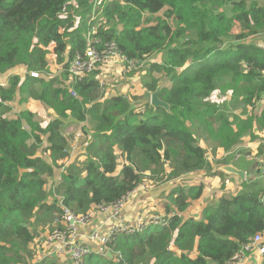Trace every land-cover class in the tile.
<instances>
[{"label": "trees", "instance_id": "1", "mask_svg": "<svg viewBox=\"0 0 264 264\" xmlns=\"http://www.w3.org/2000/svg\"><path fill=\"white\" fill-rule=\"evenodd\" d=\"M256 35L261 42L249 39ZM109 43L141 71L138 93L130 84L102 96L111 91L104 60L69 72L90 46L102 52ZM18 66L23 72L0 85V264H59L57 254L34 261L29 244L64 228V208L86 214L145 181L178 180L161 204L164 224L116 233L107 244L112 259L89 249L84 264H230L264 231V0H0V75ZM161 78L170 112L147 100ZM17 98L20 110L8 117ZM34 100L54 113L44 125L26 106ZM79 122L85 155L65 166L67 130ZM201 139L224 157L207 159ZM227 162L246 179L214 172L225 180L222 193L199 218L186 215L204 184L181 177Z\"/></svg>", "mask_w": 264, "mask_h": 264}, {"label": "built area", "instance_id": "2", "mask_svg": "<svg viewBox=\"0 0 264 264\" xmlns=\"http://www.w3.org/2000/svg\"><path fill=\"white\" fill-rule=\"evenodd\" d=\"M91 18H93V15ZM112 56H117L116 46L113 43H109L106 49L102 52H98L94 46H90L85 58L77 56L70 62L69 72L75 76H78L82 72H90L97 62ZM118 58L120 61L126 63L122 68L123 72L132 68H137L134 62L127 61L124 57ZM31 74L38 76L37 72H32ZM100 85L103 86L102 83H100ZM71 92L74 94V91ZM45 154L47 156L52 155L51 148H45ZM262 173L264 174V170ZM58 180H60V177H58ZM153 188V184L150 183L139 184L120 199L110 204H100L86 214H80L64 208L61 218L64 228L53 229L47 234L46 240L49 243L54 242L56 253L64 259L70 260V264H84V257L89 249L95 250L97 254L105 256L106 253L110 251L107 244L110 238L116 233L130 234L142 230L149 222L164 224V220H160L158 217H153L137 221L136 223L138 224L136 226L131 225L128 221H112L104 226L107 219L115 217L122 210L132 194L145 192ZM99 212L102 215L100 219L97 217L100 214ZM104 216L106 217L103 219ZM263 239L264 231L255 234L248 243L242 245L241 249L234 254L233 260L230 264H236L235 260L240 254L249 252L255 248L259 253L264 255V244H262Z\"/></svg>", "mask_w": 264, "mask_h": 264}, {"label": "rangeland", "instance_id": "3", "mask_svg": "<svg viewBox=\"0 0 264 264\" xmlns=\"http://www.w3.org/2000/svg\"><path fill=\"white\" fill-rule=\"evenodd\" d=\"M249 39L250 40L256 39V40H258V41L261 42L262 39H263V36H260V35L251 36V37H249ZM49 57H51L52 59H54V55L53 54H50ZM155 60H158V57H156V56L153 57V58L151 57V59L148 62L150 63V62H153ZM52 62H54V61H52ZM104 62H106V63H104V65L101 66V72H103V74H101V77H102V82L104 83L105 88L108 87V88L111 89V91H113V90L115 91L116 90V91H120L121 93H124V92L127 93V91L129 90L130 84H132L131 85L132 88L130 89L131 92H133V93H138L139 92L140 88L135 83V80H137L138 75L140 74L141 71H138L137 72V68H135L136 74H134V77L131 78V77L125 75V72L122 71L121 67H123V65H122V62L120 61V59L118 57L112 56L110 58L105 59ZM54 64H56V63H54ZM18 67L21 68L22 66H18ZM52 68H53L52 69V72H55L56 68H55L54 65L52 66ZM8 73H9V70L6 73L0 75V77H3L5 75H7ZM126 80H128L127 81L128 82V85L127 84L122 85L121 82L122 81H126ZM103 95H107L108 96L109 95V92L105 93L103 91L102 92V96ZM148 99L149 98L147 97V100ZM16 102L18 104V98L11 103V109L8 112V115H7L8 117H13L15 115V112H17V111L20 110V109L19 110H16V107H15L16 106L15 105ZM30 108H31V111L34 112V114H35V119L39 120L41 125H44L45 123H47L50 119L53 118L52 116H54L53 115L54 113H52L50 107L47 106V105H45L42 102H39V108H37V110L33 109L32 107H30ZM50 115H52V116H50ZM68 120L69 119H67L65 121V123L68 122ZM76 130L77 129H75L74 126L69 127L68 128V136H69V138H70L71 141L76 140L75 142L78 143L79 142L78 139L82 136V134L80 132L75 133ZM199 142L205 148L206 155H207V159L212 160L211 162H214V160L216 158H222V157H224V153H223L224 150L222 148H216V155L214 156L213 155L214 145L212 143L209 144V143H207V141H204L203 139L199 140ZM247 143H248L247 136H244L243 139H242V141H241V143H240V145L243 148H246V146H243V145H246ZM44 144L45 143L42 142V145L43 146H44ZM234 148H235V150L238 149L237 147H234ZM71 149H73V146H71ZM82 155H85V154L83 153ZM72 156H74V154H71V157H70L69 161L65 163V166L67 164H69L73 160V157ZM202 172L203 171H200L199 173H202ZM199 176H200L201 179L204 178V175L203 174H201ZM234 177L236 178V180L238 179L236 176H234ZM187 180H189V179H187ZM175 181L176 180H173L172 182H175ZM182 182H185L187 184H198L201 181L192 180L190 182H186V179H182ZM170 184H169V186H166V187H163V188H155V189L153 188L152 190H148L150 192L152 191L156 195H159L158 198H160L158 200V204H159L158 207L155 206V205H153L151 208L154 207V209L158 208L159 210H162L163 211V209L161 207V204L163 202H165V196L164 195L167 194L171 190V188L174 186V184H172V185H170ZM161 189H164L166 191H163L162 192ZM148 191H145V192H148ZM215 198H216V196H215ZM151 200L152 199H148L147 201H143L139 205L138 208H145L147 206L148 208H145V212H146L147 216H149L150 218L158 217L160 220L161 219L164 220V218H163L162 215L152 216L151 217V213L153 212V211L151 212V210L149 209V207L151 205V202H150ZM155 204H157V200L155 201ZM141 219H144V216L139 215L136 220L132 218L131 219L132 221H129V223L131 225H133V226H136L138 224L136 222L139 221V220H141ZM47 230H49V229H47ZM47 230L44 232V236H42L40 238H35L32 241V243L29 244V247L31 248V250L34 253V258H33L34 261L35 260H37V261L39 260L40 261V260H42V258H46V257H49V256L50 257L55 256V254L54 255H50V254H52L50 252V250H51L52 247H54L55 243L54 242H50L49 243L46 240V236L50 232V231H47ZM252 251L253 250H251L249 252H244V253L240 254V256L238 258H236L235 263L238 264V262L242 259L243 255L245 253H251ZM257 252H258V254L260 256H264L261 253H259L258 250H257ZM56 258L58 259L57 261L59 262V264H62V263L65 262V260H62L61 257L58 254L56 255Z\"/></svg>", "mask_w": 264, "mask_h": 264}, {"label": "crops", "instance_id": "4", "mask_svg": "<svg viewBox=\"0 0 264 264\" xmlns=\"http://www.w3.org/2000/svg\"><path fill=\"white\" fill-rule=\"evenodd\" d=\"M54 66H55L56 69L58 68V65L55 64ZM122 68L123 67H121V69ZM15 72L16 73H22L23 72L22 67L21 68L15 67L13 69H10L9 70V73L7 75H5L3 77H0V85L5 84V80L7 79V77L10 74L15 73ZM121 84L122 85H125L126 83L124 81H122ZM116 92H120V91H116V90L115 91L114 90L113 91H110L109 95L115 94ZM108 96H106V97H108ZM39 102L40 101H36V100L29 101L26 106L30 110H31L30 107H32L33 109L37 110V108H39ZM15 105H16L15 106L16 107V110H19L20 109L19 103L17 104V102H16ZM15 115H16V112H15ZM50 116H52V115H50ZM83 125H85V122H79L77 125L74 126V128L77 129L75 131V133L80 132L82 134V136L78 139L79 140L78 143L75 142L76 140L71 141V143L75 145V146L73 145V149L71 150V154H74V156H72L73 159L76 158V157L83 158L82 153H83L84 150L81 148L80 142L83 139H86L87 138L86 134L83 132V128L85 127V126L83 127ZM72 126L73 125H71L69 127H72ZM67 132H68V130H67ZM224 155H225V153H224ZM260 160L264 162V159L263 160L260 159ZM60 171H61V169H57L56 170V172L58 174H59ZM201 174L204 175V178L203 179H201L200 176H199ZM225 177H229V176H225ZM181 178L186 179V182H190L192 180H196V181H201L204 184V189H203L202 197H200L199 199L193 200L192 203L189 204V206L187 207V210L185 212L186 215L192 216V217H195V218H197V217L199 218L200 217L201 210H202L203 206L208 201H211L213 198H215V196L218 197L222 193L220 187H221V184L223 183V181H225V180H223V178H220L219 176H212L208 172H204V171L202 173H199V172L198 173H189L188 175H185V176H183ZM187 179H189V180H187ZM175 180H176L175 182L178 181L177 179H175ZM238 180L239 179H237L235 181L239 182ZM228 181H231V180H226V183ZM175 182L168 181L166 184H158L157 186L154 187V189L155 188H163V187L169 186L170 183H171L170 185H172ZM234 183L235 182L233 181L231 184L233 185ZM236 188H237V185L234 184V189H236ZM161 191L163 192V191H166V190L161 189ZM158 197H159V195L154 194L152 191L151 192L148 191V192H145V193L144 192H141V193L132 194L130 196V198L127 200V202H126L125 206L122 208V210L115 217H112V218L107 219V221H105V223H104V226L108 222H112V221H122V222H125V221L127 222L128 221L129 222V221H132L131 220L132 218L136 220L139 215L144 216V219H149L150 217L147 216V214L145 212V208H148V207L146 206L145 208H138L139 205L143 201H147L148 199H152L150 201L151 202V205L149 207V209L151 210V212L153 211L151 213V217L152 216L161 215L162 212H163L162 210H159L158 208L154 209V207L151 208L153 205H155V206L158 207V205H159L158 204V200L160 199ZM156 200H157V204H155V201ZM97 217L100 219L102 217L101 213ZM105 217L106 216H104L103 219ZM104 226H103V228H104ZM42 236H44V233L40 237H42ZM262 244H264V239L262 241ZM55 251L56 250L54 249V247H52L51 250H50V252L52 254H57ZM262 257L263 256H260L258 254V252H257V249L255 248V249H253V251L251 253H245L243 255L242 259L238 262V264H260ZM61 259L62 260H65V262L62 263V264H70V260H66L63 257H61Z\"/></svg>", "mask_w": 264, "mask_h": 264}, {"label": "water", "instance_id": "5", "mask_svg": "<svg viewBox=\"0 0 264 264\" xmlns=\"http://www.w3.org/2000/svg\"><path fill=\"white\" fill-rule=\"evenodd\" d=\"M163 83L164 78H161L157 81L155 89L149 93L148 102L149 105L153 108V110H156L157 108H163L166 112H170V105L159 97V93L163 88ZM124 97H126V95ZM216 171L222 172L225 176H236L240 182L246 179V172L243 169L237 167L232 162L216 164L211 168L210 171H208V173L213 174ZM106 256L110 259L113 258V254L110 251L106 253Z\"/></svg>", "mask_w": 264, "mask_h": 264}, {"label": "clouds", "instance_id": "6", "mask_svg": "<svg viewBox=\"0 0 264 264\" xmlns=\"http://www.w3.org/2000/svg\"><path fill=\"white\" fill-rule=\"evenodd\" d=\"M143 183H148V182H146V181H145V182H143ZM143 183H141V184H143ZM110 252L112 253V251H111V250H110ZM112 254H113V253H112ZM105 256H106V255H105ZM113 256H114V255H113ZM106 257H107V256H106Z\"/></svg>", "mask_w": 264, "mask_h": 264}]
</instances>
